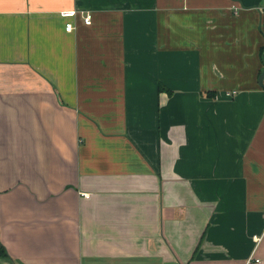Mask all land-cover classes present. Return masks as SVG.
Listing matches in <instances>:
<instances>
[{
    "label": "crops",
    "instance_id": "0c3cea01",
    "mask_svg": "<svg viewBox=\"0 0 264 264\" xmlns=\"http://www.w3.org/2000/svg\"><path fill=\"white\" fill-rule=\"evenodd\" d=\"M0 247L264 264V0H0Z\"/></svg>",
    "mask_w": 264,
    "mask_h": 264
},
{
    "label": "built area",
    "instance_id": "2783aa9c",
    "mask_svg": "<svg viewBox=\"0 0 264 264\" xmlns=\"http://www.w3.org/2000/svg\"><path fill=\"white\" fill-rule=\"evenodd\" d=\"M75 14H76V12L75 11H65V12H61V17H63V18H73V17H75ZM83 22L85 23V24H89L90 23V15L89 14H86L85 16H84V18H83ZM73 29V25H72V23H67L66 25H65V31H67V32H70L71 30ZM235 93L233 92V93H226L225 94V96L226 97H228V98H230V97H232L233 95H234ZM258 263L259 262V260L258 259H255V258H253V257H250V258H248V260L246 261V264H253V263Z\"/></svg>",
    "mask_w": 264,
    "mask_h": 264
},
{
    "label": "trees",
    "instance_id": "16d2710c",
    "mask_svg": "<svg viewBox=\"0 0 264 264\" xmlns=\"http://www.w3.org/2000/svg\"><path fill=\"white\" fill-rule=\"evenodd\" d=\"M0 256L6 257V252L0 247Z\"/></svg>",
    "mask_w": 264,
    "mask_h": 264
},
{
    "label": "water",
    "instance_id": "95a60500",
    "mask_svg": "<svg viewBox=\"0 0 264 264\" xmlns=\"http://www.w3.org/2000/svg\"><path fill=\"white\" fill-rule=\"evenodd\" d=\"M262 79H263V76H262V78H261V81H262Z\"/></svg>",
    "mask_w": 264,
    "mask_h": 264
}]
</instances>
